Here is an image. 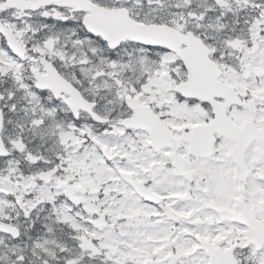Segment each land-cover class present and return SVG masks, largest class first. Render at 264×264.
<instances>
[{
    "label": "snow or ice",
    "instance_id": "6c2138e0",
    "mask_svg": "<svg viewBox=\"0 0 264 264\" xmlns=\"http://www.w3.org/2000/svg\"><path fill=\"white\" fill-rule=\"evenodd\" d=\"M0 264H264V0H0Z\"/></svg>",
    "mask_w": 264,
    "mask_h": 264
}]
</instances>
